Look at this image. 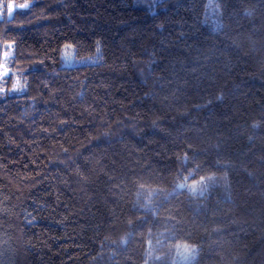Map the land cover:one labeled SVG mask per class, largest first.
<instances>
[{"label":"trees","instance_id":"trees-1","mask_svg":"<svg viewBox=\"0 0 264 264\" xmlns=\"http://www.w3.org/2000/svg\"><path fill=\"white\" fill-rule=\"evenodd\" d=\"M23 2L0 0L27 85L0 81V264H264V0Z\"/></svg>","mask_w":264,"mask_h":264},{"label":"snow or ice","instance_id":"snow-or-ice-1","mask_svg":"<svg viewBox=\"0 0 264 264\" xmlns=\"http://www.w3.org/2000/svg\"><path fill=\"white\" fill-rule=\"evenodd\" d=\"M10 5V7H9ZM8 5V12L11 15L15 10L16 6L12 3ZM3 5L0 4V10H2ZM20 9H28L30 8V4L28 0L25 2L20 3L18 6ZM15 41L14 40H3L0 42V69H3V73L0 74V81H5L9 77H15V80L18 82L17 87L14 88L16 91L22 90L23 87H26V81L22 78V73H16L10 66L11 59L14 58V50H15ZM73 45L71 43H66L61 50V55L65 61H70L72 57L69 55V50L73 49ZM100 47L99 42H97V56L90 57L89 61L92 63L98 62L100 59ZM0 91H6L3 86H0Z\"/></svg>","mask_w":264,"mask_h":264},{"label":"rangeland","instance_id":"rangeland-1","mask_svg":"<svg viewBox=\"0 0 264 264\" xmlns=\"http://www.w3.org/2000/svg\"><path fill=\"white\" fill-rule=\"evenodd\" d=\"M63 47L61 48V50L63 49ZM61 50L59 57H60V64L63 67L92 64V62L89 61V58L96 57V54L86 57H76L73 49H70L69 55L72 57V59L70 61H65L61 55ZM2 73H3V69H0V74ZM209 183H210V179L186 181L180 184L177 188H183L192 195H199L207 191ZM191 262H192V249L186 246L179 247L175 253L174 262L172 264H190Z\"/></svg>","mask_w":264,"mask_h":264}]
</instances>
